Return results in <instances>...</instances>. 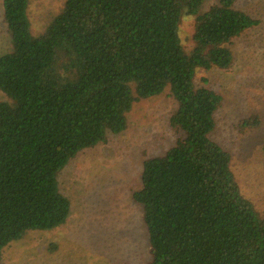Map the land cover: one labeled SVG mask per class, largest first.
Masks as SVG:
<instances>
[{"label": "trees", "instance_id": "16d2710c", "mask_svg": "<svg viewBox=\"0 0 264 264\" xmlns=\"http://www.w3.org/2000/svg\"><path fill=\"white\" fill-rule=\"evenodd\" d=\"M33 0H3L11 52L0 57V264L29 231L65 225L71 201L59 174L80 151L128 128L135 103L170 88L180 137L148 158L142 207L148 264H264V217L244 197L232 155L211 139L223 95L197 84V70L229 69L232 44L260 18L239 0H66L34 35ZM193 20V49L179 35ZM251 128L259 119L244 120Z\"/></svg>", "mask_w": 264, "mask_h": 264}, {"label": "rangeland", "instance_id": "374dc122", "mask_svg": "<svg viewBox=\"0 0 264 264\" xmlns=\"http://www.w3.org/2000/svg\"><path fill=\"white\" fill-rule=\"evenodd\" d=\"M206 0L203 7L215 3ZM66 0H33L28 14L39 35L60 13ZM238 7L261 23L232 44L235 58L227 70H197L196 82L223 95L211 139L232 155V170L241 192L264 217V0H239ZM0 0V57L11 52L12 37L3 22ZM193 20L185 15L180 39L193 49ZM8 100L0 89V101ZM170 88L135 103L128 128L109 132L107 142L84 149L60 172L62 193L71 201L65 225L29 231L3 251L2 264H148L151 259L142 207L133 193L142 187L144 162L165 153L180 137L171 128L177 108ZM259 119L251 128L244 120Z\"/></svg>", "mask_w": 264, "mask_h": 264}]
</instances>
